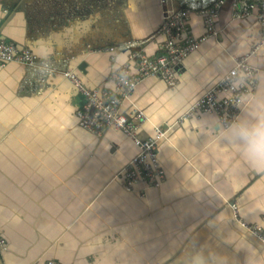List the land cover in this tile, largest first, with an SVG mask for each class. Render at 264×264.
Returning <instances> with one entry per match:
<instances>
[{
    "label": "crops",
    "instance_id": "obj_1",
    "mask_svg": "<svg viewBox=\"0 0 264 264\" xmlns=\"http://www.w3.org/2000/svg\"><path fill=\"white\" fill-rule=\"evenodd\" d=\"M232 3L221 10L218 39L187 58L178 87L145 79L123 106L149 117L142 138L174 125L158 152L166 181L145 196L146 186L128 192L117 177L139 148L113 129L101 139L83 130L77 112L85 99L74 84L58 74L39 92L24 66L0 68V231L7 242L0 264H264V249L231 208L249 224L262 223L264 171L231 150L214 114L176 124L260 39L257 19L234 20ZM162 11L159 0H0V38L65 62L86 88L113 89L111 74L133 53L161 54L164 38L151 39ZM189 28L195 38L206 33L196 14ZM250 65L260 69L264 93V50ZM248 111L249 102L242 116Z\"/></svg>",
    "mask_w": 264,
    "mask_h": 264
},
{
    "label": "built area",
    "instance_id": "obj_2",
    "mask_svg": "<svg viewBox=\"0 0 264 264\" xmlns=\"http://www.w3.org/2000/svg\"><path fill=\"white\" fill-rule=\"evenodd\" d=\"M159 2L163 7L162 25L151 40L164 38L161 54L150 57L144 49L133 53L128 63L111 74L113 89L86 88L76 72L64 65L65 62L60 65L53 60L40 59L31 48H19L16 44L0 38V68H5L11 63L24 66L28 70L29 84L40 87L39 92L48 85L51 77L62 75L74 84L85 98V104L77 112L79 125L83 130L101 139L108 129H113L132 140L139 148V153L117 177L123 178L128 192L134 193L138 186H146L141 191L142 196H145L146 189H161L166 181V172L159 164L158 152L160 144L166 140L168 132L174 125L156 126L153 136L142 138L141 133L149 123V117L139 108L123 112V106L138 84L145 79L159 78L171 88L181 84V78L186 72L187 58L198 51L208 39H218L217 21L227 0H159ZM193 14L203 18L206 33L200 38H195L190 32L189 22ZM232 16L234 20L252 16L257 19L260 26L258 43L246 56L234 57L233 69L192 105L179 118L177 125H182L186 120L199 119L202 114H214L220 125L225 128L237 116H242L249 100L258 95L260 69L250 65V58L264 50V0H233ZM147 43L148 41L141 45ZM134 46L135 44H129L110 48V51L115 52ZM231 208L234 222L264 249V218L260 224H249L240 218L236 204ZM6 248L7 242L0 231V249ZM45 264L62 263L49 260Z\"/></svg>",
    "mask_w": 264,
    "mask_h": 264
},
{
    "label": "clouds",
    "instance_id": "obj_3",
    "mask_svg": "<svg viewBox=\"0 0 264 264\" xmlns=\"http://www.w3.org/2000/svg\"><path fill=\"white\" fill-rule=\"evenodd\" d=\"M220 135L249 166L264 171V93L252 97L247 114L237 116ZM196 264H204L203 258Z\"/></svg>",
    "mask_w": 264,
    "mask_h": 264
},
{
    "label": "water",
    "instance_id": "obj_4",
    "mask_svg": "<svg viewBox=\"0 0 264 264\" xmlns=\"http://www.w3.org/2000/svg\"><path fill=\"white\" fill-rule=\"evenodd\" d=\"M83 98H84V96H83ZM85 99V98H84ZM262 247V246H261Z\"/></svg>",
    "mask_w": 264,
    "mask_h": 264
}]
</instances>
